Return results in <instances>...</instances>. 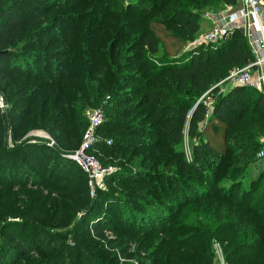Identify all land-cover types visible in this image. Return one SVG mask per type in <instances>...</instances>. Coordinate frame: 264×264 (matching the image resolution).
<instances>
[{
  "label": "trees",
  "instance_id": "trees-1",
  "mask_svg": "<svg viewBox=\"0 0 264 264\" xmlns=\"http://www.w3.org/2000/svg\"><path fill=\"white\" fill-rule=\"evenodd\" d=\"M94 1L73 16L66 0H0V264H212L215 242L227 264H264V159H228L264 146V93L218 94V83L253 59L249 44L237 32L171 56L158 35L193 41L206 12L240 0ZM107 6L123 16L138 7L140 17L130 29L124 19L99 47L89 24ZM71 18L89 23L69 42L57 28ZM206 93L219 95L211 108ZM99 107L100 139L89 153L116 168L108 191L91 190L89 174L63 156L81 146L86 109ZM34 129L52 147L26 136ZM102 203L96 237L85 223ZM118 223L127 238H99Z\"/></svg>",
  "mask_w": 264,
  "mask_h": 264
},
{
  "label": "rangeland",
  "instance_id": "rangeland-1",
  "mask_svg": "<svg viewBox=\"0 0 264 264\" xmlns=\"http://www.w3.org/2000/svg\"><path fill=\"white\" fill-rule=\"evenodd\" d=\"M66 1L67 2L70 1V5L67 6L64 9V12L68 13L69 15L72 14L73 16L80 15V14L86 15L87 12H89L90 8H92L91 4H93L95 2L94 0H83V1H81V0H66ZM107 1L108 0H104L103 3L107 4ZM77 3H79V4L73 6L74 4H77ZM140 3H142V5H145L147 3V0H140ZM113 5L116 6V2H113ZM103 6H105V4ZM114 6L113 7L112 6H107L106 8L104 7L105 8L104 9L105 10L104 11L105 16L102 17V15H100L99 16L100 18L97 21V23L89 24V26L93 25V24L96 25V29L97 30L95 31V35L94 36H95V42H96V44L99 47H106V44H107L108 40L110 41V39H113L114 36L118 34V30L121 27L124 19L128 22V28L130 29L132 24H134V22H136V20L138 21V18L140 17L139 16L140 10H139L138 7L131 8V9L127 8L126 9V14L123 16V14L121 15V14L114 13L113 11H111L114 8ZM221 11H222L221 8L216 7V8H214L211 11H208V12H210L211 15H214V14H218ZM134 18H136V20ZM76 20L74 18L73 19L71 18L69 20L61 21L60 25L57 28L58 32L59 31H63L65 33V37H67V41H69V42L72 41V40L78 39V37H80V35H82L83 30L88 28V23H89V21H87L88 19L87 20L85 19V21H86L85 25H84L85 21L82 24H80V23H77ZM210 27H211V22L206 20L202 24L201 32L199 33V35L196 36L195 40H193V41H185L183 43L178 42L176 39H173L164 30H162V31L159 30L160 32H158V35L160 36V38L162 40V43H163V46H164V50L167 53L171 54V56H177V55H180V54L192 49L194 47V45L199 44L197 41L204 36V34L210 29ZM99 30H100V33L98 34ZM97 34L100 35V36H98V41H96V35ZM195 42H197V43H195ZM161 55H163V54L162 53L157 54L158 57L159 56L161 57ZM57 60H60V59H57ZM224 88H226V84L224 86L219 87L218 94H222L223 91H225ZM218 94L216 93V94L212 95V98L210 97L211 94H209V95H208V93L205 94V95H208V96L205 97L204 102L208 103V105H209L208 107L209 108H211L212 105L214 104V101L216 100V97L219 96ZM122 105H124V103H121V106ZM5 108H6V106L0 107V109L2 111ZM99 109H101V107L95 108V109H86L85 116L87 118L88 126L90 124V118H91L92 114L96 110H99ZM103 120H104V111H103ZM103 120H102V123H103ZM254 120L258 121V119H256V118H254ZM247 122L249 124H251L253 121L249 118L247 120ZM101 124H100V126H101ZM99 128H101V127H99ZM103 129H104L106 134H107L108 130L112 131L111 133H114V129L112 127L106 126ZM84 134L85 133H83V135H82V137L80 139L81 142H80L79 146L83 142ZM26 136H33V137L41 138L43 140H48V142H54L52 140L51 136L44 130H36V129H34V130L29 131ZM112 137L114 139L115 135H113ZM74 138H76V136H74ZM8 141H10V144H12V141H11L10 138L8 139ZM262 143L264 144V136L262 137ZM234 146H236V145H234ZM79 148H77V149H79ZM77 149L75 148L74 151H77ZM74 151L66 153L63 156L65 157L66 155H70ZM184 151L186 153L187 159L190 161L191 160V143H190V141H189L187 136H186L185 141H184ZM261 151H264V146L260 147V149H258V150H253L252 154H250V155L245 153L242 149L236 148L229 154L228 159L229 158H234L238 162H241V159H246V160H249L251 158L259 159L260 158L259 157V153ZM91 155H92V153H91ZM261 159H264V157H262ZM108 168H112L113 171L116 170V168H114V167H108ZM254 171H256V170H254ZM112 172L105 173V175L102 178L99 177L96 180H91L90 179L89 184H90L91 190L94 191L95 188L97 187V188L103 189L105 191H108V188H106V186H105V182H107L106 181L107 175L111 174ZM179 176H182V175H179ZM113 187L117 188V185L113 186ZM133 188L134 187H122L121 189L122 190H131ZM140 188H141V186H140ZM105 198H111V196L110 195H106ZM103 201H105V200H103ZM111 202L115 203V200H113V198H111ZM106 210H107V203H102V204H100V206L96 209V211L94 213H92L91 215L88 216V221H87L88 223H85V229L86 228L89 229L90 233L92 234V236L95 235L96 237H98L96 234H94V230L92 229L91 226H93L94 223L97 224L98 219H100V218L104 219L105 218ZM109 211H110L109 215L111 216V218H114L116 213L113 212L111 209ZM100 228H105V227H100ZM82 231H84V230H82ZM103 233H105L107 236H105ZM101 234L104 235L105 238L108 237L109 239L110 238L111 239L112 238L115 239L117 234H121L122 238L123 237L127 238V235H130L131 232H127V231L124 232L122 226L119 225V223H118V224L115 225L114 231H110L108 228H106V229H103V231H101V233L99 234V238H100ZM143 247H144V249L146 248L145 245L144 246L142 245L140 249H138L136 247V248L133 249L134 251L133 250L132 251L133 252H137V254H139V256H140L141 252L143 250ZM213 253H214V259H213V263L212 264H227V262L225 261L223 248H222V246H221V244L219 242H215L213 244ZM142 257L146 258L144 256H142ZM149 258H151V257H149ZM123 261H124V259L121 260V262H123Z\"/></svg>",
  "mask_w": 264,
  "mask_h": 264
},
{
  "label": "built area",
  "instance_id": "built-area-1",
  "mask_svg": "<svg viewBox=\"0 0 264 264\" xmlns=\"http://www.w3.org/2000/svg\"><path fill=\"white\" fill-rule=\"evenodd\" d=\"M204 18L211 22V27L197 41L199 44L218 45L238 32L246 38L253 55L248 65L232 70L225 79L218 83L220 87L226 84L223 92L243 87L264 93V0H240L237 7L222 9L214 15L206 12ZM205 104L209 106L208 103L205 102ZM4 106L6 105L0 96V107ZM102 120V109L96 110L90 118V124L85 131L80 148L73 154L65 156L75 160L89 174L91 180L102 178L105 173L113 171L112 168H103L95 156L89 153L94 143L100 139L97 129ZM53 143L50 142L49 146ZM259 157H264V151L259 153Z\"/></svg>",
  "mask_w": 264,
  "mask_h": 264
}]
</instances>
